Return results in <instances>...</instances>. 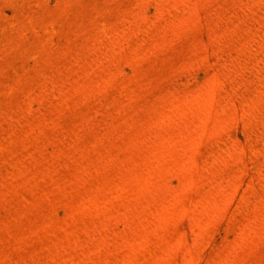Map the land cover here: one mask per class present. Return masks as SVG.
<instances>
[{
	"label": "rangeland",
	"instance_id": "1",
	"mask_svg": "<svg viewBox=\"0 0 264 264\" xmlns=\"http://www.w3.org/2000/svg\"><path fill=\"white\" fill-rule=\"evenodd\" d=\"M0 264H264V0H0Z\"/></svg>",
	"mask_w": 264,
	"mask_h": 264
}]
</instances>
